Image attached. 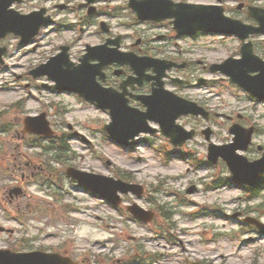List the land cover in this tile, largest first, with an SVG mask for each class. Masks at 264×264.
<instances>
[{"label":"rangeland","instance_id":"374dc122","mask_svg":"<svg viewBox=\"0 0 264 264\" xmlns=\"http://www.w3.org/2000/svg\"><path fill=\"white\" fill-rule=\"evenodd\" d=\"M182 1L211 4L218 0ZM239 2L264 6V0H223L228 16L244 19L236 10ZM25 3L24 10L43 4L38 0ZM54 13L56 25L43 30L35 46L19 47L14 37L5 41L10 52L0 66V225L5 231H11L0 232V249H43L64 253L86 264H189L196 260L206 264H264V237L260 238L232 218L236 212H244L245 216L260 217L264 223V192L259 198L245 200L247 195L241 190L217 188V182L225 180L229 172L221 161L206 164L207 143L203 136L198 134L181 148H174L161 135L140 136L137 144L129 149L118 147L102 130V125L109 122L107 113L76 97L41 87L50 84L45 78L35 81L27 76L30 69L58 50L59 11L54 10ZM64 18V24H78L77 17ZM98 21L91 19L96 25ZM110 23L115 27L114 32L128 36L126 43L146 30L145 25L132 26L131 30L122 26L133 23L126 11ZM89 30L84 34L75 31L74 35L67 32L63 38L81 37L75 48L78 52L83 43L98 41L92 32L95 26ZM167 39L166 54L181 53L180 57L191 63L189 71L172 73L189 79L196 86L184 94L208 101L209 107L230 115L235 121L240 114L239 122L243 126H255L252 147L243 154L248 159L260 158L264 153V102L256 101L230 84L226 76L211 73L194 61L200 59L209 65L221 63L238 53L240 41L233 36L214 34ZM251 40L257 48L255 53L264 59V47L259 45L262 37L254 36ZM155 42L156 39L152 47L165 45V42ZM150 53L155 54V51ZM197 77L208 79V83L197 86ZM41 112L46 113L60 138L59 152H52L59 154L60 160L52 163L54 172L50 178L53 183L59 176V188L53 184L41 187L21 182L20 177L26 179L28 172L13 171L14 157L16 163H38L44 157L39 154L46 153L43 149L56 145L34 135L21 134L22 119ZM184 123L198 130L204 126L196 119H186ZM209 126L214 131V143L231 141L228 123L214 120ZM69 166L115 178L120 174L145 186L144 197L136 202L156 212L153 221L149 225L136 222L124 213L123 206L119 212L90 192L78 189L64 175ZM19 185L26 188L27 196L10 202L8 190ZM191 186L195 189L187 193ZM134 199L128 196L127 201ZM39 206L47 207V212L37 213ZM112 241L116 242L115 248Z\"/></svg>","mask_w":264,"mask_h":264},{"label":"water","instance_id":"95a60500","mask_svg":"<svg viewBox=\"0 0 264 264\" xmlns=\"http://www.w3.org/2000/svg\"><path fill=\"white\" fill-rule=\"evenodd\" d=\"M13 1V0H11ZM92 1V0H90ZM6 2L7 7L11 2L8 0L0 1V9ZM141 20L152 19L159 21L161 19L174 15L175 29L179 33L195 34L196 31L217 32L225 34H235L241 40H245L250 34L264 33V10L249 8V17L254 18L259 24V28H253L241 24L238 20H232L223 15V9L218 6H196V5H178L175 9L167 0H132L129 5ZM175 10V11H174ZM50 23V20L41 18V13H32L29 15H20L18 12H6L0 10V38L7 33H14L21 36L20 44L28 43L38 32L40 26ZM89 55L84 57L83 62L88 63L90 59H99L104 61L108 57L101 48H92ZM242 58L240 60L227 59L221 65H213L211 71H220L229 77L230 82L236 83L253 93L259 98H264V62L252 55L251 43L243 44L241 48ZM129 55H120V58H126ZM63 56L57 54L52 57L47 64L40 66L32 71L34 76L46 74L50 80L56 82L55 88L67 90L59 86L63 82L71 81L75 87L71 90L84 94L88 99L94 100L99 107L109 109L111 123L104 126V129L120 144L129 146L135 144L134 138L141 132H151L154 130L148 128L146 119L158 122L163 134L170 138L174 145H182L187 139L194 135L193 131L186 132L181 126L175 124V120L182 114L198 115L204 111L194 103L182 101L169 93L162 91L161 78L163 71L169 69L172 65L165 64L155 59L142 58L137 63L140 73L146 63L157 72L156 80L158 89L153 90L150 97L144 100L147 106L146 113H138L129 110L124 103L119 102L115 95L109 91H95L87 85V79L83 83V78L89 76V70L85 67L77 68L68 76L62 73L60 62ZM135 65V63H134ZM82 71H86L85 74ZM259 72L255 76H249L251 72ZM23 133H36L50 136L53 132L49 129L48 122L44 116L27 117L24 119ZM230 132L235 135L234 143L224 146L209 144L208 159L216 163L218 157H221L228 165L235 179L248 184L255 183L264 172V158L253 163H248L242 156L236 154V150H245L250 143L251 130H243L239 126H234ZM206 139L209 140L211 135L210 129L203 131ZM66 175L103 198L112 203L119 202L117 191L127 193L132 191L141 194L142 188L137 185H130L119 180L103 176L84 173L74 168H68ZM190 191V190H189ZM20 193L18 188L10 191V195ZM129 210L147 221L151 214L143 211L137 206L129 207ZM256 224L260 229L262 226L257 222L249 221ZM3 229L0 227V231ZM0 264H76L69 258L61 257L58 254H47L39 251L29 253H14L9 250H0Z\"/></svg>","mask_w":264,"mask_h":264},{"label":"flooded vegetation","instance_id":"af4514ba","mask_svg":"<svg viewBox=\"0 0 264 264\" xmlns=\"http://www.w3.org/2000/svg\"><path fill=\"white\" fill-rule=\"evenodd\" d=\"M24 0H21L20 3H22ZM47 1V0H45ZM47 2H51V6H53L54 8H59V17L60 16H75V17H79L81 18L82 22H85V18L89 17L88 11L90 9L91 6L95 7L96 12L95 14L99 15V16H106L107 12L105 11L106 8L100 7V3H95V4H87L84 0H59V6L58 5H53L54 0H48ZM112 2H110L107 7H109L111 5ZM117 7H115V9H117ZM35 10V9H33ZM137 23V22H136ZM142 23H146L149 26H155V27H159V26H164L166 24L169 25L168 21L165 22H161L159 24L157 23H152V22H142ZM59 39H62L61 37V30L60 28L63 26L61 24H59ZM109 26V32L106 36L109 38H113L116 35L113 34V27ZM73 26L71 27H67V30H73ZM146 33L148 34V32H145L143 34H141V36H139L138 40L136 42L130 43L129 46L125 47L124 45V36L121 37L120 40V47L122 48V50L124 51H132L133 53L137 54V55H147V50L149 49V45H148V39L151 40L152 39V34H149V36H146ZM158 39L164 38L165 36L163 35H157L156 36ZM60 45H66L68 46V52H69V56L71 58V60L73 62L76 63V61L78 60L79 55H81V52L78 53L75 48H76V42L74 41L73 38H71V40H66V41H61V43H59V47ZM146 46V47H145ZM159 52L161 50L157 49ZM175 60V59H174ZM185 63V67H188V63ZM198 64H202V61H197ZM147 76L150 77L151 73L150 71L146 72ZM134 76L132 71L130 70V68L126 65H119L117 63H111L108 64L107 66L104 67L103 69V75H102V79L99 78V76H96V80H103V82L101 83L103 87H107V88H112L115 90H120L121 92H123V90L121 89L120 85L123 84V82L127 81V79L129 77ZM187 82V80H184ZM151 80L150 81H143V83L141 85H138L137 83L133 82V83H128L125 85V97L128 98V102L131 106L142 109L139 101L136 99V96L139 95H148L150 93V89H151ZM168 83L164 82V87L166 89H169V87L167 86ZM187 85L184 84V86H182V90L178 88L177 91L173 90L174 93H176L177 95L184 97L182 95V91L184 90V88ZM211 113L215 116L220 118L219 116H216V113L212 112ZM18 168H21V163L18 162L15 164ZM26 168H31V175L33 172L34 168V164L31 163H27ZM258 188V187H256ZM26 195V194H25Z\"/></svg>","mask_w":264,"mask_h":264},{"label":"bare ground","instance_id":"6f19581e","mask_svg":"<svg viewBox=\"0 0 264 264\" xmlns=\"http://www.w3.org/2000/svg\"><path fill=\"white\" fill-rule=\"evenodd\" d=\"M89 86V85H88Z\"/></svg>","mask_w":264,"mask_h":264}]
</instances>
